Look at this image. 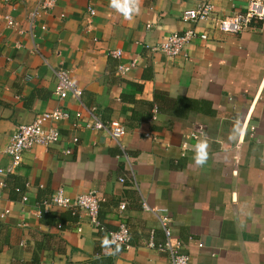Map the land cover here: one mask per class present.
I'll return each mask as SVG.
<instances>
[{
  "label": "crops",
  "instance_id": "crops-1",
  "mask_svg": "<svg viewBox=\"0 0 264 264\" xmlns=\"http://www.w3.org/2000/svg\"><path fill=\"white\" fill-rule=\"evenodd\" d=\"M37 1L0 0V18L18 24L0 19V169L16 127L56 108L71 117L57 125V143L25 151L13 174L0 175V264H170L147 247L165 237L143 202L166 209L189 264H264V22L238 35L216 26L248 0H137L131 19L112 0H57L29 31ZM202 2L214 5L211 17L184 24L182 12ZM190 27L207 39L193 40L186 57L148 48ZM49 66L70 72L81 103L55 95ZM87 109L125 127L123 150L85 127ZM58 188L70 198L96 191L98 220L105 231L125 224L129 247L110 245L80 210L45 208Z\"/></svg>",
  "mask_w": 264,
  "mask_h": 264
},
{
  "label": "built area",
  "instance_id": "built-area-1",
  "mask_svg": "<svg viewBox=\"0 0 264 264\" xmlns=\"http://www.w3.org/2000/svg\"><path fill=\"white\" fill-rule=\"evenodd\" d=\"M57 0H38L32 11L28 16V29L31 31L35 21L44 12L52 9ZM129 3L135 6L137 0H128ZM215 7L210 2H202L196 5L195 8L184 10L181 14V21L189 26H193L198 22L207 21ZM91 16L94 15L92 9L89 10ZM0 19L5 22L7 28H15L18 24L9 16L4 15ZM264 22V0H248L244 10L236 11L232 15L219 19L216 22V26L219 31L230 34L238 35L241 32L247 30L251 22ZM195 39H200L202 41L207 39L205 34L198 33L194 28H187L182 33H172L166 37V39L157 46L148 47L153 52H159L167 57H186V48ZM34 52H37L36 47ZM111 56L114 58H121L122 53L119 50L112 51ZM45 65L48 66L47 61L44 59ZM135 61L129 64H120L117 68L119 75L124 76L127 74L135 65ZM50 67V66H49ZM51 71L56 79V85L54 89L55 95L60 99L64 100L67 97H71L75 101L81 103L82 91L79 89L70 76V72L62 68H51ZM86 113L88 115V121L85 127L96 131L104 132L108 134L111 139L123 150L121 141L126 135L125 127L119 121H101L94 113L93 110L87 109ZM71 115L69 112L56 108L50 112H45L37 115L32 123L28 125H19L16 127L9 144L5 148V155L9 157L10 164L6 169H0V175L8 176L13 174L14 170L18 167L22 154L36 146L49 147L59 140V130L57 125L59 123L68 121ZM82 117L80 112L74 114V118L79 120ZM157 118V110L154 109L150 122L155 121ZM146 138L155 140L150 134L145 135ZM193 139H198V136L193 133L191 134ZM73 139L72 142H76ZM187 151V145L184 143L182 145V154L185 155ZM69 154L70 151H65ZM126 163L130 165V161L126 154L123 155ZM121 182L123 180H120ZM20 192L19 190H16ZM21 201L25 203L27 201L26 196L21 197ZM102 199L96 191H88L86 193L80 194L75 198H70L67 196L63 188H58L49 200L43 203L45 208H60L65 210H80L84 212L89 218L90 224L94 229L99 231H104L106 233L107 241L112 246H123L125 248L129 247L130 235L129 229L125 224H120L117 230L105 231L104 226L98 220V213L100 210V204ZM142 207L144 210L149 211L155 215L158 220L159 227L162 229L165 237V242L163 244H156L151 237L147 244V247L152 250H156L160 253H165L170 259V264H189L188 255L181 252L180 244L175 242L172 237V232L170 228V219L166 209H156L151 210L148 205L143 202ZM120 210H124L125 206L120 205ZM8 214L7 211L1 215ZM198 247H202L198 244Z\"/></svg>",
  "mask_w": 264,
  "mask_h": 264
},
{
  "label": "clouds",
  "instance_id": "clouds-1",
  "mask_svg": "<svg viewBox=\"0 0 264 264\" xmlns=\"http://www.w3.org/2000/svg\"><path fill=\"white\" fill-rule=\"evenodd\" d=\"M112 7L121 11L125 15L126 19H131V13H133L137 10L133 4L128 2V0H124V3H121L120 0H112ZM203 147H206V146H201L199 151L202 152ZM203 162H204L203 158L198 156L196 159V163L202 164Z\"/></svg>",
  "mask_w": 264,
  "mask_h": 264
}]
</instances>
